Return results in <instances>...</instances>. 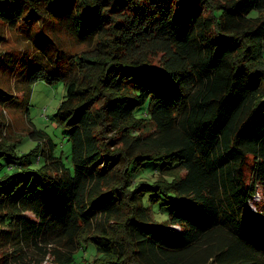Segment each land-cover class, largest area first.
Returning a JSON list of instances; mask_svg holds the SVG:
<instances>
[{
	"label": "trees",
	"instance_id": "1",
	"mask_svg": "<svg viewBox=\"0 0 264 264\" xmlns=\"http://www.w3.org/2000/svg\"><path fill=\"white\" fill-rule=\"evenodd\" d=\"M0 23L45 57L5 73L65 84L71 162L0 121V264H264V0H0Z\"/></svg>",
	"mask_w": 264,
	"mask_h": 264
},
{
	"label": "rangeland",
	"instance_id": "2",
	"mask_svg": "<svg viewBox=\"0 0 264 264\" xmlns=\"http://www.w3.org/2000/svg\"><path fill=\"white\" fill-rule=\"evenodd\" d=\"M0 31H2L6 38L5 41L0 44V52H5V56H18L13 61L22 62L27 59L28 63H36V66H38L36 61L42 62L45 60V57L42 56V58L39 59L40 54L37 53L42 41L37 40L36 43L31 42L27 38L28 32L9 27L2 23H0ZM33 31L34 30H31L30 32L33 33ZM57 40L67 53H81L88 50L87 45L78 44L74 38L63 29L57 32ZM30 56H33L32 59ZM36 56L39 57L36 58ZM3 67L0 66V86L4 88L5 91L16 95L20 103L18 107L0 105V121L5 123L7 139L10 142H17V144H19V153H27L37 144L36 140L31 139L34 130L42 129L53 139L58 148V152L64 153L63 157L66 164L69 163V165H71V162H68L67 159L70 154V143L68 142L67 134L52 120L53 114L65 97V84L62 81L47 83L46 81L39 80L27 85L25 76H23V79L20 75L17 76V78L11 76L9 72L5 73L2 70ZM10 72H12V70H10ZM26 98L28 101L27 106L24 102ZM61 149L63 151H60ZM158 177L159 174L154 172L152 174H145L143 178L144 180L153 182ZM259 192L260 193L256 195V201L262 199L261 189ZM158 218L164 220V214L158 216ZM172 227L179 228L178 226ZM29 253L32 259H40L41 257V254L33 253L32 251H29ZM89 254L90 252H87L86 257H90L88 264H91L95 259V254L91 256H89ZM52 263L53 257L51 255L45 256L43 264ZM80 264L87 263L84 261Z\"/></svg>",
	"mask_w": 264,
	"mask_h": 264
}]
</instances>
